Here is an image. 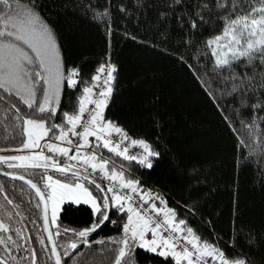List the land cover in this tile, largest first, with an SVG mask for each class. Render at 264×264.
<instances>
[{
    "label": "trees",
    "instance_id": "1",
    "mask_svg": "<svg viewBox=\"0 0 264 264\" xmlns=\"http://www.w3.org/2000/svg\"><path fill=\"white\" fill-rule=\"evenodd\" d=\"M37 3L40 15L54 29L65 75L71 69H78L79 75L74 79L85 82L71 88L65 81L60 108L50 122L62 123V112L73 113L83 95V87L96 82L93 77L98 75L101 65H115L116 79L112 83V98L104 112L105 119L122 127L133 138L153 143L162 155L152 169H147L103 147L98 150L113 159L116 168L124 165L131 178L140 179L141 186L160 191L167 206L175 210L177 220H186L202 238L224 250L226 256L245 257L253 264H264V184L261 183L264 164L259 159L264 153L254 151L249 155L246 147H238L240 140L251 141L241 129L233 98L224 95L211 79L214 58L203 54L208 50L202 44L197 48H185L176 39L183 36L175 18L179 6L175 11L168 9L166 0H37ZM145 3L147 7L136 6ZM92 6L96 12L106 9L110 13V19L105 18L108 23L92 18ZM162 12L170 13L164 22L159 18ZM166 26L173 38L164 40L160 33ZM219 27L217 25V31ZM210 35L205 29L197 39ZM7 103L0 101L2 156L20 154L25 150L22 142L27 139L18 135L21 127H6L8 121L2 120ZM19 106L22 113L31 114L26 106ZM15 123L21 124L20 121ZM260 126L264 128V122ZM59 131L53 129L49 137L59 135ZM259 146L253 145V148ZM238 157L244 166H237ZM0 167L11 169L6 164ZM17 171L35 180L44 170ZM47 173L64 178L50 169ZM125 176L129 175L125 172ZM0 184L3 185L0 188V218L13 229L22 228L23 236L32 237L24 248L37 250V264H55L54 257L48 259L51 248L43 231L42 210L34 207L38 199L35 193L3 177H0ZM89 188L92 190L91 185ZM5 196L12 199L13 204H8ZM15 204H20V208H15ZM63 209L57 221L62 228L81 230L93 222V210L87 205L65 204ZM16 212L20 216L15 215ZM109 215L110 219L118 220L119 226L106 222L88 237L90 247L81 243L71 256L64 258L63 264H113L110 250L119 246L109 238L119 239L122 225L115 211ZM52 226L55 232L57 228ZM40 236L45 237L47 249L39 244ZM249 236L253 237V243L247 242ZM100 239L106 244L95 243ZM71 240L79 243L72 233L56 237L61 253ZM45 251L48 255H44ZM19 255L26 256L27 252L21 250ZM135 259L138 264H173L170 258L165 260L139 248L135 250Z\"/></svg>",
    "mask_w": 264,
    "mask_h": 264
},
{
    "label": "snow or ice",
    "instance_id": "2",
    "mask_svg": "<svg viewBox=\"0 0 264 264\" xmlns=\"http://www.w3.org/2000/svg\"><path fill=\"white\" fill-rule=\"evenodd\" d=\"M136 6L147 7V4ZM176 6L180 8L175 17L177 27L183 33L182 37L176 38L179 44L185 48H197L202 44L208 50L203 54H210L214 58L210 67L212 81L224 95L231 96L237 105L234 111L240 120L241 129L251 141L246 143L240 140L238 147H246L249 155L254 151L264 153V128L260 126L264 122V0H166V8L175 11ZM94 7L91 9L92 18L104 19L108 23L105 18L110 19V13L106 9L96 12ZM169 16V12L159 14L162 22ZM217 25L220 26L219 31ZM205 29L211 35L198 40ZM160 35L164 40L173 38L167 26ZM97 71L107 73L103 80L106 87L99 92V98H93V87L99 85H85L73 113L64 111L62 123H51L60 108L65 81L71 88L85 82L74 79L79 75L78 69H71L65 75L60 45L54 29L40 15L37 0H27L26 3L22 0H0V101L8 102L2 117L3 121H8L6 127L22 128L18 135L27 137L22 142V149L40 148V141L49 137L53 129H59V135L53 134L50 140L71 145L73 141L68 138L69 133L82 138L83 143L76 145V154L71 156V148L60 147L55 143H47L45 147L48 152L67 157L70 161L79 162L78 158L83 159V163L90 166L93 172L99 171L102 178L110 182L105 188L96 179L81 175L75 170L76 165L61 166L53 157L45 155L44 151L0 156V164H6L8 168L44 170L35 178V182L24 175L7 171L3 174L13 180L23 181L34 190L38 198L34 207L43 212V231L47 232L46 239L51 242V256L48 259L54 257L55 264H63L64 258L71 256L81 243L90 247L88 237L92 233L106 222L117 224L118 220L110 219L109 215L115 211L122 225V236L119 239L109 238L111 243L119 246L110 250L113 264H138L135 259L137 248L165 260L170 258L173 264H253L245 257L226 256L224 250L202 238L186 220H177L175 210L167 206L163 197L151 190L145 192L138 179L125 176L124 165L121 164L120 170H117L115 161L97 156L95 151L81 157L80 148L100 147L90 142L89 137H95L97 142L102 141V147L117 157L135 161L147 169H152L162 155L153 143L145 139H132L122 127L105 119L104 112L112 98V83L116 79L114 73L117 69L115 65L108 64L101 65ZM93 79L100 81L101 76L95 75ZM19 104L26 106L31 114L22 113ZM88 105L93 107L89 109ZM15 121L21 124L17 125ZM77 128L81 131L77 132ZM113 133L119 136V140L111 139ZM126 140L142 151L138 155H130L127 147H121ZM253 145L260 146L253 148ZM259 159L264 164V155ZM48 161H51V165ZM50 166L64 178L48 175ZM237 166H244L239 157ZM85 182L92 186V190L86 187ZM261 183L264 184V170L261 171ZM0 188H3L2 184ZM124 189L129 191L122 194ZM5 199L8 204H13L12 199L7 196ZM155 200H159L164 207L157 208L155 202L148 208L144 207L149 201ZM65 204L89 205L93 210L92 224L81 230L62 228L57 221ZM15 208H20V204H15ZM15 215L20 216V213L16 212ZM50 224L56 226L55 232L51 230ZM22 232V228L13 229L10 223L0 218V264H37V250L24 248L32 237L23 236ZM68 233L75 235L79 243L76 240L67 242V248L61 253L57 250L55 238ZM149 233L151 238H148ZM247 242L253 243V237L249 236ZM95 243L104 245L106 241L100 239ZM39 244L44 249L48 247L43 236L39 237ZM21 250L27 255H19ZM44 255H48V252L45 251Z\"/></svg>",
    "mask_w": 264,
    "mask_h": 264
},
{
    "label": "built area",
    "instance_id": "3",
    "mask_svg": "<svg viewBox=\"0 0 264 264\" xmlns=\"http://www.w3.org/2000/svg\"><path fill=\"white\" fill-rule=\"evenodd\" d=\"M98 74L101 76V80L100 81H96L93 84V85H99L98 87H93V98L94 99L99 98V96H98L99 92L102 91L106 87L103 84V80L106 78L107 73L105 72L103 74H101V73H98ZM92 107H93V105H88V108L89 109H91ZM85 116H87V114H85ZM79 131H81V129L80 128H77V132H79ZM128 136L130 138H132V139H141V138H133L129 134H128ZM69 139H71L73 141V143L71 145L67 144L66 142H60V147H68V148H71L72 151L69 152V156H71V155H75L76 154V151H77L76 145L77 144H82L83 141H82V138L72 136L71 134L69 136ZM111 139L114 140V141L119 140V136L117 134L113 133ZM90 142H92L93 144H99L100 147L102 146V141L97 142L95 140V137L93 139H91ZM121 147L122 148L123 147H127L129 149V154L130 155L131 154H137L138 155L142 151L139 147H133L131 145V143H130L129 140L124 141L123 144L121 145ZM97 148L98 147H96L94 149H90V148H87V147H82V148L79 149V151H80V154H82V153H89L91 151H94ZM35 151L36 152L44 151L45 155H48V156L53 157V159L56 160L61 166L65 165V164H74V165H76V169L75 170L79 171L81 174L88 175L91 179H96V181H98V183H100L101 185H103V187H105V188H107V186H109V183L110 182L107 179L102 178V173H100L99 171L93 172V170L91 169V167L88 166V165H85L83 163V160H81L80 158H78L79 159V162L78 161H70L67 157L61 156V155L56 154V153L48 152L47 148L45 146H43V145H41V147L38 148ZM48 162L51 164V161H48ZM138 180L140 181V179H138ZM142 188H143V190L145 192H147L148 190H151L152 193L158 194L159 196L163 197V194L160 191H158L157 189H155L154 187L143 185ZM128 191L129 190L124 189V190H122V194L124 192H128ZM109 195L111 196V193H109ZM137 200H139V197H137ZM152 202H155L156 203L157 208H163L164 207L163 205H161L159 203V200L149 201V203L148 204H145L144 207L145 208H148ZM151 215H155V214L154 213H151ZM111 219H116V218L115 217H111ZM113 226L114 227H118L119 226V223L117 222V224L116 225H113Z\"/></svg>",
    "mask_w": 264,
    "mask_h": 264
},
{
    "label": "water",
    "instance_id": "4",
    "mask_svg": "<svg viewBox=\"0 0 264 264\" xmlns=\"http://www.w3.org/2000/svg\"><path fill=\"white\" fill-rule=\"evenodd\" d=\"M17 169H20V168H15V169H4V168H1L0 167V177H3V178H6V179H9V180H13L10 176H5L3 173L4 172H11V173H15V174H18V175H24L26 178H31V177H29L28 175H26V174H24V173H22V172H20V171H17ZM48 169H50V170H53L54 171V169L50 166ZM34 180V179H33ZM13 181H16V182H19V183H21V184H23V185H25L26 187H28L30 190H32L27 184H25L23 181H21V180H13ZM34 182H35V180H34ZM33 192H34V190H32ZM35 193V192H34ZM42 220H43V212H42ZM50 228H51V230L53 231V226L50 224ZM54 232V231H53ZM46 233V237H47V232H45ZM56 239V238H55ZM49 242V246H50V248H51V242L50 241H48ZM57 242V241H56ZM58 246V245H57ZM57 250L58 251H60V249H59V247H57Z\"/></svg>",
    "mask_w": 264,
    "mask_h": 264
},
{
    "label": "crops",
    "instance_id": "5",
    "mask_svg": "<svg viewBox=\"0 0 264 264\" xmlns=\"http://www.w3.org/2000/svg\"><path fill=\"white\" fill-rule=\"evenodd\" d=\"M70 134L71 133H69V136H70ZM69 138V137H68ZM94 137H89V141H91V139H93ZM60 142H62V141H59V140H55V139H49V137H45L43 140H41L40 141V145H43V146H45L47 143H55V144H57L58 146H60ZM32 150H34V149H25L24 150V154H27V155H29L31 152H32ZM94 151H96V154H97V156H102L104 159H106L107 160V158L105 157V156H103V154L100 152V151H97V149H95ZM92 152V151H91ZM91 152H89V153H82L81 154V157H86L88 154H90ZM81 160H83V159H81ZM148 238H151V234L149 233V237Z\"/></svg>",
    "mask_w": 264,
    "mask_h": 264
},
{
    "label": "rangeland",
    "instance_id": "6",
    "mask_svg": "<svg viewBox=\"0 0 264 264\" xmlns=\"http://www.w3.org/2000/svg\"><path fill=\"white\" fill-rule=\"evenodd\" d=\"M38 149V148H37ZM32 152H36L35 150H32ZM114 154V153H113ZM18 155H27V154H24V151H22L20 154H18ZM0 156H2L1 154H0ZM103 156H105L106 158H107V160H110V161H113V159H111V158H109L108 156H106V155H104V153H103ZM117 170H120V166H119V168H116ZM124 170V172H126L127 173V175H129V176H131V174L130 173H128L127 172V170H125V169H123ZM48 175H51L50 173H47ZM53 176V175H52ZM54 178H59V179H62V178H60V177H56V176H53ZM83 182V181H82ZM85 185H86V187H89V185L85 182ZM141 186V185H140ZM141 187H143V185L141 186ZM91 190V189H90ZM64 206V205H63ZM62 206V207H63ZM87 206H89V205H87ZM90 207V206H89ZM91 208V207H90ZM92 209V208H91Z\"/></svg>",
    "mask_w": 264,
    "mask_h": 264
}]
</instances>
